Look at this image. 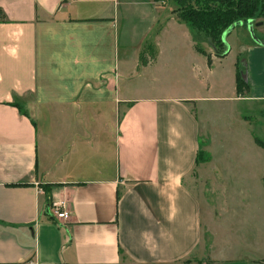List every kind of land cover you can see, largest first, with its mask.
I'll list each match as a JSON object with an SVG mask.
<instances>
[{"label":"crops","instance_id":"1","mask_svg":"<svg viewBox=\"0 0 264 264\" xmlns=\"http://www.w3.org/2000/svg\"><path fill=\"white\" fill-rule=\"evenodd\" d=\"M176 8L0 0V264H264V20L209 64Z\"/></svg>","mask_w":264,"mask_h":264},{"label":"trees","instance_id":"2","mask_svg":"<svg viewBox=\"0 0 264 264\" xmlns=\"http://www.w3.org/2000/svg\"><path fill=\"white\" fill-rule=\"evenodd\" d=\"M215 1L209 0L201 9L185 5L186 8L180 12L179 17L195 33L198 40L200 31L208 30L218 50L219 47L224 46V33L236 22L242 18L251 19L258 11H260L259 16L264 17V0H217V3L221 4L212 5ZM196 49L206 55L208 63L211 64L212 55L199 44L196 45ZM224 54L225 52L219 56L222 57ZM237 81L239 88L246 84L240 73ZM202 154L204 153L201 152L200 155Z\"/></svg>","mask_w":264,"mask_h":264},{"label":"rangeland","instance_id":"3","mask_svg":"<svg viewBox=\"0 0 264 264\" xmlns=\"http://www.w3.org/2000/svg\"><path fill=\"white\" fill-rule=\"evenodd\" d=\"M167 1H171V0H164L163 2H167ZM174 5L177 7V13H178V16L181 14L180 12L184 11V9L186 8L185 5L187 6H190V7H194L196 9H201L203 7H205V4L204 3H207L209 0H172ZM215 4H221V3H217V0L215 1V3L212 5H215ZM260 14V11L256 12V14L253 16V18L255 19H262L264 20V17L262 16H259ZM248 18H242V20H239V21H247ZM199 45L204 48V49H207V50H211V46L212 44L210 43H213V40H212V37H211V34L208 30H202L200 31L199 33ZM203 39L206 41V44H210V45H205L202 43ZM213 45H215L213 43ZM210 46V47H209ZM216 46V45H215ZM217 48V46H216ZM206 50V51H207ZM225 50V47H219V51H224ZM208 52V51H207ZM210 53V52H208ZM211 54V53H210ZM252 114H250L252 117H251V120L253 121V126H254V138H255V141H256V144L259 145V147L264 151V108L262 107H255L253 110H251ZM250 119V118H249ZM202 157V156H201ZM264 180V178H263ZM193 189L195 190V192L197 193V195L200 197L201 195V191L200 189L194 184L193 185ZM210 190L207 189L206 190V194H208ZM264 197V194L261 198ZM211 238H212V235L209 233V232H205V238L203 239L202 243H201V246L200 248L196 251L194 257L197 259H199V257L201 255H203L204 257H202L200 263L201 264H213L214 261L212 260V257H210V246H211Z\"/></svg>","mask_w":264,"mask_h":264},{"label":"built area","instance_id":"4","mask_svg":"<svg viewBox=\"0 0 264 264\" xmlns=\"http://www.w3.org/2000/svg\"><path fill=\"white\" fill-rule=\"evenodd\" d=\"M162 2L164 0H161ZM41 192L44 191L42 186L39 187ZM48 214L57 220L58 222L68 219L70 216V212L67 208V202L65 200H55L52 199L47 207Z\"/></svg>","mask_w":264,"mask_h":264},{"label":"water","instance_id":"5","mask_svg":"<svg viewBox=\"0 0 264 264\" xmlns=\"http://www.w3.org/2000/svg\"><path fill=\"white\" fill-rule=\"evenodd\" d=\"M239 23V21L238 22H236L234 25H232L225 33H224V35H223V39H225V36L227 35V33L236 25V24H238Z\"/></svg>","mask_w":264,"mask_h":264}]
</instances>
